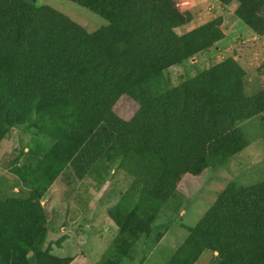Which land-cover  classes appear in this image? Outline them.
<instances>
[{
    "label": "trees",
    "instance_id": "1",
    "mask_svg": "<svg viewBox=\"0 0 264 264\" xmlns=\"http://www.w3.org/2000/svg\"><path fill=\"white\" fill-rule=\"evenodd\" d=\"M68 1L108 24L90 33L36 0H0V145L12 129L33 135L9 170L29 195L0 200V264H71L43 253V197L67 168L102 184L119 167L132 181L109 212L112 264L111 251L127 253L161 215L177 218L184 178L228 164L249 146L242 124L264 112V91L247 97L234 60L179 85L166 76L226 39L222 19L178 34L187 19L177 0ZM217 1L238 5L229 18L259 21L241 15L247 0ZM125 97L139 105L130 119L117 111ZM187 229L167 264H197L205 251L219 264H264V181L229 184Z\"/></svg>",
    "mask_w": 264,
    "mask_h": 264
},
{
    "label": "rangeland",
    "instance_id": "2",
    "mask_svg": "<svg viewBox=\"0 0 264 264\" xmlns=\"http://www.w3.org/2000/svg\"><path fill=\"white\" fill-rule=\"evenodd\" d=\"M247 1L241 15L259 18L251 27L237 18H229L237 11L235 3L223 6L217 0H177L187 19L185 25L176 29L178 34L222 19L221 27L226 39L197 57L169 68L166 76L174 85L194 77L199 70H208L231 59L243 69L242 81L248 98L264 91V6L261 0ZM36 2L64 13L90 33L108 24L103 18L68 0ZM138 109L139 105L126 97L117 107L118 113L126 119L132 118ZM242 130L249 139V146L204 178L186 176L179 188L184 202L180 215L172 221L161 215L152 228V234L141 236L127 253L112 250V264H117L116 259L119 264H167L188 237L187 226L199 223L229 184L251 186L264 181V112L245 121ZM32 137V133L25 129H12L4 137L0 145V200L29 195L9 170L14 159L28 149ZM131 181L119 167L102 184L90 176L79 180L72 169L67 168L42 200L51 230L43 253L49 251L51 254L52 249V255L59 259L69 258L71 264H104L105 253L119 232L109 219V212ZM84 226H93L100 231L85 233ZM219 262L217 253L205 251L197 264Z\"/></svg>",
    "mask_w": 264,
    "mask_h": 264
},
{
    "label": "water",
    "instance_id": "3",
    "mask_svg": "<svg viewBox=\"0 0 264 264\" xmlns=\"http://www.w3.org/2000/svg\"><path fill=\"white\" fill-rule=\"evenodd\" d=\"M84 230L86 233H89V234L97 233L99 231L98 228L92 227V226H86Z\"/></svg>",
    "mask_w": 264,
    "mask_h": 264
},
{
    "label": "crops",
    "instance_id": "4",
    "mask_svg": "<svg viewBox=\"0 0 264 264\" xmlns=\"http://www.w3.org/2000/svg\"><path fill=\"white\" fill-rule=\"evenodd\" d=\"M43 205V204H42ZM110 219V218H109ZM111 220V219H110ZM111 222L113 223V221L111 220ZM84 227H86V226H84ZM93 227V226H92ZM80 228H78V230H79ZM82 229V228H81ZM83 230V229H82ZM85 231V230H84ZM100 231V230H99ZM98 231V232H99ZM50 232H51V230H50ZM86 233V232H85ZM93 234H95V233H93ZM113 242V241H112Z\"/></svg>",
    "mask_w": 264,
    "mask_h": 264
}]
</instances>
